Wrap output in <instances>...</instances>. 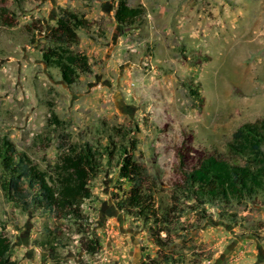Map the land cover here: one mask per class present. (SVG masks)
Segmentation results:
<instances>
[{
  "label": "rangeland",
  "instance_id": "rangeland-1",
  "mask_svg": "<svg viewBox=\"0 0 264 264\" xmlns=\"http://www.w3.org/2000/svg\"><path fill=\"white\" fill-rule=\"evenodd\" d=\"M121 5L141 16L120 24ZM68 15L83 27L64 44L90 66L71 84L44 60ZM263 120L264 0H0V137L47 173L72 148L101 165L82 221L0 188L1 248L15 264H264V194L203 210L182 171L226 157L233 134ZM123 146L144 170V213L128 204Z\"/></svg>",
  "mask_w": 264,
  "mask_h": 264
},
{
  "label": "trees",
  "instance_id": "trees-1",
  "mask_svg": "<svg viewBox=\"0 0 264 264\" xmlns=\"http://www.w3.org/2000/svg\"><path fill=\"white\" fill-rule=\"evenodd\" d=\"M140 16L141 12L125 5H121L115 15L122 25L132 23ZM82 27L81 20L75 15L65 16L58 23V31L63 35L59 37L61 46L44 54V60L61 71L67 84L72 83L74 71L90 72L88 59L64 44V41L68 43L64 35L69 38L73 28ZM106 151L109 157L113 155V150ZM119 151L121 177L133 183L135 190L128 204L144 213L147 196L137 191L143 181V167L128 158L126 147ZM100 167L97 152L92 147L72 148L58 166L47 173L20 153L8 137H0V188L4 195L19 207L39 209L58 219H85L81 206L92 197L89 181ZM182 171L187 197L194 200L198 208L204 210L206 205L216 204L228 209L244 201L258 204L260 195L264 194V120L241 126L228 144L226 157H204L196 167ZM260 203L264 205V201ZM165 241L160 236L156 240L162 249ZM8 250L0 244V264H15L7 256ZM52 257L55 264H61L56 256Z\"/></svg>",
  "mask_w": 264,
  "mask_h": 264
}]
</instances>
